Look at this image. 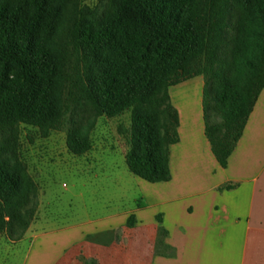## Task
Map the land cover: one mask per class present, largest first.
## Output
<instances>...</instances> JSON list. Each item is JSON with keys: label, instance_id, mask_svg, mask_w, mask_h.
<instances>
[{"label": "trees", "instance_id": "16d2710c", "mask_svg": "<svg viewBox=\"0 0 264 264\" xmlns=\"http://www.w3.org/2000/svg\"><path fill=\"white\" fill-rule=\"evenodd\" d=\"M194 77L204 137L226 168L264 90V0H0V235L20 241L38 206L20 126L41 138L64 129L81 156L98 118L130 112L128 171L167 182L179 139L168 89Z\"/></svg>", "mask_w": 264, "mask_h": 264}, {"label": "crops", "instance_id": "0c3cea01", "mask_svg": "<svg viewBox=\"0 0 264 264\" xmlns=\"http://www.w3.org/2000/svg\"><path fill=\"white\" fill-rule=\"evenodd\" d=\"M202 88L194 77L168 89L179 119L170 180L102 176L99 204L60 227L36 210L18 241L32 264H264V90L221 168L203 133Z\"/></svg>", "mask_w": 264, "mask_h": 264}, {"label": "rangeland", "instance_id": "374dc122", "mask_svg": "<svg viewBox=\"0 0 264 264\" xmlns=\"http://www.w3.org/2000/svg\"><path fill=\"white\" fill-rule=\"evenodd\" d=\"M89 7L102 0H80ZM130 126V112L119 117L97 119L91 132V149L71 154L65 144V130L41 138L31 127L20 126V156L38 186L36 218H48L49 225L62 226L86 219L103 199V177L126 172L124 154L127 140L122 134ZM103 176V177H102ZM97 179V180H96ZM29 241H10L0 235V264H32Z\"/></svg>", "mask_w": 264, "mask_h": 264}]
</instances>
